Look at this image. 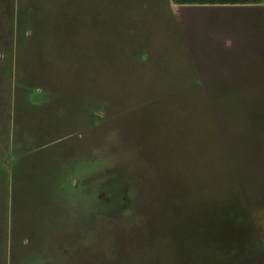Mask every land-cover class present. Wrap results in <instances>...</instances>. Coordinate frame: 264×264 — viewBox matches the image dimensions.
I'll return each mask as SVG.
<instances>
[{"label":"rangeland","instance_id":"1","mask_svg":"<svg viewBox=\"0 0 264 264\" xmlns=\"http://www.w3.org/2000/svg\"><path fill=\"white\" fill-rule=\"evenodd\" d=\"M0 264H264V6L0 0Z\"/></svg>","mask_w":264,"mask_h":264},{"label":"trees","instance_id":"2","mask_svg":"<svg viewBox=\"0 0 264 264\" xmlns=\"http://www.w3.org/2000/svg\"><path fill=\"white\" fill-rule=\"evenodd\" d=\"M171 2L180 7L264 6V0H171Z\"/></svg>","mask_w":264,"mask_h":264}]
</instances>
